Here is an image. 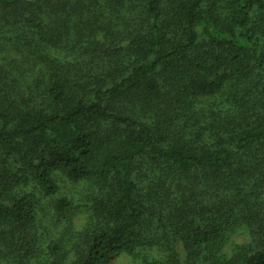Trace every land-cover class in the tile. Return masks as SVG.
<instances>
[{
  "label": "trees",
  "instance_id": "16d2710c",
  "mask_svg": "<svg viewBox=\"0 0 264 264\" xmlns=\"http://www.w3.org/2000/svg\"><path fill=\"white\" fill-rule=\"evenodd\" d=\"M118 252L264 264V0H0V264Z\"/></svg>",
  "mask_w": 264,
  "mask_h": 264
},
{
  "label": "rangeland",
  "instance_id": "374dc122",
  "mask_svg": "<svg viewBox=\"0 0 264 264\" xmlns=\"http://www.w3.org/2000/svg\"><path fill=\"white\" fill-rule=\"evenodd\" d=\"M80 187L77 185H67V184H63V193H71L72 195L79 193ZM83 223L82 219H77L76 220V227L78 228L81 224ZM244 238H241L239 236H234L232 237L231 241L229 242V246H232L233 244H239V243H243L244 242ZM177 251L179 253V258L180 260L183 261V251L181 248V245L177 246ZM103 264H130L129 262V258L122 252H118L116 254H114L110 259H108L105 263Z\"/></svg>",
  "mask_w": 264,
  "mask_h": 264
}]
</instances>
